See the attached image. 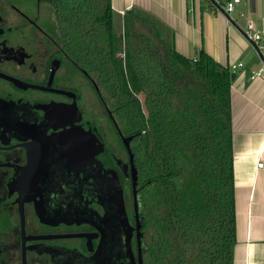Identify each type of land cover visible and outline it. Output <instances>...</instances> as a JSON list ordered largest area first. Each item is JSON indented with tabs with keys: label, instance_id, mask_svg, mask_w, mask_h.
Wrapping results in <instances>:
<instances>
[{
	"label": "flooded vegetation",
	"instance_id": "af4514ba",
	"mask_svg": "<svg viewBox=\"0 0 264 264\" xmlns=\"http://www.w3.org/2000/svg\"><path fill=\"white\" fill-rule=\"evenodd\" d=\"M40 9L38 0H0V264H140L130 153L120 131L131 135L118 125L99 76L54 28L57 16ZM71 129L76 141L66 139ZM130 146L138 174L134 139ZM106 151L119 160L128 221ZM137 189L142 199L139 180Z\"/></svg>",
	"mask_w": 264,
	"mask_h": 264
},
{
	"label": "trees",
	"instance_id": "16d2710c",
	"mask_svg": "<svg viewBox=\"0 0 264 264\" xmlns=\"http://www.w3.org/2000/svg\"><path fill=\"white\" fill-rule=\"evenodd\" d=\"M43 4L134 137L146 264H234L233 70L204 49L180 53L148 14L126 11L118 30L110 0Z\"/></svg>",
	"mask_w": 264,
	"mask_h": 264
},
{
	"label": "crops",
	"instance_id": "0c3cea01",
	"mask_svg": "<svg viewBox=\"0 0 264 264\" xmlns=\"http://www.w3.org/2000/svg\"><path fill=\"white\" fill-rule=\"evenodd\" d=\"M259 1L242 0L229 19L215 12L210 0H110L115 23L128 10L148 14L174 31L180 53L193 57L204 49L223 65L244 63L234 72L231 86L237 218L234 264H264V163L258 166L264 159V78L250 77L261 61L243 34L253 15L262 16ZM241 12L245 15L240 16Z\"/></svg>",
	"mask_w": 264,
	"mask_h": 264
},
{
	"label": "water",
	"instance_id": "95a60500",
	"mask_svg": "<svg viewBox=\"0 0 264 264\" xmlns=\"http://www.w3.org/2000/svg\"><path fill=\"white\" fill-rule=\"evenodd\" d=\"M38 5H40V0H38ZM259 11L262 12V3L261 1H259V5H258ZM236 78V74L233 72L232 73V80H234ZM76 131H74L73 129H71L69 131V133L66 135V139L69 141H76L74 138H76ZM121 135H122V139L125 143V146L127 147L129 153H130V161H131V174H132V185H133V197H134V210H135V217H136V221H137V231H138V244H139V263L143 264V259H142V250H141V232H140V227L142 225L143 219L142 216L140 214V211L143 208V202L141 199V194L139 193V190L137 189V184H138V174H137V169L135 167L134 164V154L132 149L130 148V142L133 139V136H124L122 134V132L120 131ZM94 135V134H93ZM95 136L97 138V140L100 142V145L103 146L104 142L102 141L101 137H99L97 135V133H95ZM84 140V139H83ZM107 152V151H106ZM107 154L109 155L111 161L110 164L113 166V170H114V174H112V180L114 181V186H115V194L117 196V200L119 202V206L120 208L123 210L124 212V216H125V220L128 221L127 219V215L125 212V205H124V182L121 179V176L119 175V160L117 158H115L114 155H112L109 151L107 152ZM124 221V219H123ZM122 221V223H123ZM126 224V221L124 222V226ZM130 232V231H129ZM128 232L127 237L128 240L131 237V234ZM127 240V241H128ZM133 259L134 255H133Z\"/></svg>",
	"mask_w": 264,
	"mask_h": 264
},
{
	"label": "built area",
	"instance_id": "2783aa9c",
	"mask_svg": "<svg viewBox=\"0 0 264 264\" xmlns=\"http://www.w3.org/2000/svg\"><path fill=\"white\" fill-rule=\"evenodd\" d=\"M212 6L214 7L215 12L223 13L226 16L232 18V14L236 10V6L242 2V0H210ZM262 16L264 18V0H262ZM244 12L240 13V16H244ZM243 34L245 38L249 41L258 57L260 58L261 65L252 70L251 79L264 78V28H259L254 21L248 20L245 28L243 29ZM243 62L232 63L230 68L235 72L238 68L243 67ZM258 166H263V163L260 162Z\"/></svg>",
	"mask_w": 264,
	"mask_h": 264
},
{
	"label": "rangeland",
	"instance_id": "374dc122",
	"mask_svg": "<svg viewBox=\"0 0 264 264\" xmlns=\"http://www.w3.org/2000/svg\"><path fill=\"white\" fill-rule=\"evenodd\" d=\"M32 8H33V11H35V7L32 6ZM40 11L43 14H45V16H52L50 11L46 8L45 4H43L41 6ZM247 13H249V12L247 11ZM253 21L255 22L256 25H258L259 28H264V18L258 17L257 15H253ZM122 25H123L122 19L116 22V28L118 30H120L122 28ZM85 99H86V101H88L89 99L93 100V94L91 92L85 91ZM116 138H117V136H116ZM113 146H114V148H116V150L118 152H121V146H120L118 141L116 142V147H115V143ZM260 162L264 163V159L260 160Z\"/></svg>",
	"mask_w": 264,
	"mask_h": 264
}]
</instances>
